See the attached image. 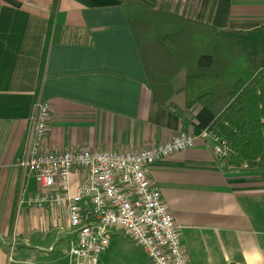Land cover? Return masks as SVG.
Wrapping results in <instances>:
<instances>
[{"label":"crops","instance_id":"1","mask_svg":"<svg viewBox=\"0 0 264 264\" xmlns=\"http://www.w3.org/2000/svg\"><path fill=\"white\" fill-rule=\"evenodd\" d=\"M127 2L210 27L251 67H264V0H58L50 31L53 0H0V264H72L54 253L57 232L66 235L62 250L69 237L64 212L29 203L36 184L19 165L37 102L49 105L42 150L50 154L139 151L199 132L147 80ZM148 177L190 264H264V169L227 166L197 140L154 163ZM26 210L36 213V234L22 233L13 217ZM110 239L97 264H133Z\"/></svg>","mask_w":264,"mask_h":264},{"label":"built area","instance_id":"2","mask_svg":"<svg viewBox=\"0 0 264 264\" xmlns=\"http://www.w3.org/2000/svg\"><path fill=\"white\" fill-rule=\"evenodd\" d=\"M49 105L36 103L31 135L19 165L36 184L29 203L39 210L64 212L68 239L63 253L72 264H97L118 231L145 254L151 264H190L179 228L148 177V169L172 154L189 150L197 140L219 161L229 149L207 130L175 134L167 142L139 151L42 150ZM245 168V166L243 167ZM62 229V228H60Z\"/></svg>","mask_w":264,"mask_h":264},{"label":"trees","instance_id":"3","mask_svg":"<svg viewBox=\"0 0 264 264\" xmlns=\"http://www.w3.org/2000/svg\"><path fill=\"white\" fill-rule=\"evenodd\" d=\"M58 0H53L52 28ZM128 23L143 58L147 80L163 92L165 107L185 124L224 140L227 166L264 169V67L235 54L231 41L205 25L142 9L127 2ZM158 24V27L156 25ZM161 32H156V28ZM47 56L45 45L40 85ZM181 78L174 87L175 79ZM245 166V168H243Z\"/></svg>","mask_w":264,"mask_h":264},{"label":"rangeland","instance_id":"4","mask_svg":"<svg viewBox=\"0 0 264 264\" xmlns=\"http://www.w3.org/2000/svg\"><path fill=\"white\" fill-rule=\"evenodd\" d=\"M158 27V24L156 25ZM156 32L160 33L161 29L156 28ZM36 213L32 210H26V211H20V213L16 214L14 213V218H16L17 223L23 225L22 233L28 234L29 232L33 231V234H36L34 232V220H35ZM118 232V231H116ZM58 240H61L56 244V247L54 249L55 254H63V245H64V239L66 235L61 232H57ZM46 235V234H45ZM47 236V235H46ZM63 240V242H62ZM113 243V251L114 252H122V255H129L132 257V260H130L133 264H139V262H146L145 264H151L145 254L141 251L139 247H137L134 243H132L129 239H127L122 233L112 234V238L110 239V242ZM67 247V246H66ZM67 261L65 260V263ZM67 264V263H66Z\"/></svg>","mask_w":264,"mask_h":264}]
</instances>
